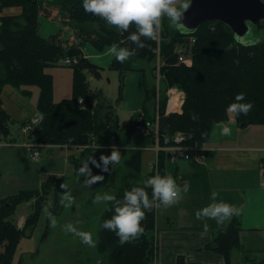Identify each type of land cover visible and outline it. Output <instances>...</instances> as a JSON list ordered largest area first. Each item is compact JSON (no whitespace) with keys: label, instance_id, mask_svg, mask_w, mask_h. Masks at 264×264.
<instances>
[{"label":"trees","instance_id":"1","mask_svg":"<svg viewBox=\"0 0 264 264\" xmlns=\"http://www.w3.org/2000/svg\"><path fill=\"white\" fill-rule=\"evenodd\" d=\"M43 4L54 6L59 13H67V24L75 30L73 40L68 43L66 29H59L49 38L43 39L39 34V17ZM5 6H20L21 12L17 16H3L0 18V138L8 135V123L11 118L2 108L1 92L4 86L10 85L22 95L31 93L32 87L39 90L36 110L42 119L30 136L31 141L40 145H58L92 143L95 145L126 144L131 135H125V130L119 127L116 106L107 102L101 90L93 91L87 82V73L100 77L102 68L84 56L82 46L92 43L100 51L113 43L135 49L133 59L155 57L152 50L156 47L155 38L149 39L143 35L140 41L145 46L139 47V42L131 41V32H138L133 22L129 29L120 30L117 26L109 25L100 16L85 12L83 0H0V9ZM211 24V25H210ZM173 25V24H172ZM62 27H65L62 25ZM169 37L170 43L163 40L160 54L165 59L161 67L163 82L177 85L184 92L181 113H165V97L161 99L158 119L159 146L169 147L173 144L176 133L186 136L184 145H202L209 138L215 123L226 118L225 109L235 99V95L244 92L245 101L253 102V108L247 115L234 113L239 126L249 124H264V38L251 43L242 44L234 38L231 30L219 21L202 23L192 33H180L172 26ZM101 32L102 34H98ZM186 39L193 40L190 51L191 65H176L178 53L173 51L175 44H183ZM98 40V43L96 42ZM67 57H76L77 62L71 64L73 69L72 94L68 99L54 103L52 100V78L45 72L49 65L59 63ZM111 67L119 70L122 81L128 68L121 66L116 58ZM121 90V88H120ZM82 99V103H78ZM155 108V86L147 87L144 82V97L141 110L143 118L152 120ZM142 113H138V117ZM196 115V119L192 116ZM136 117V118H138ZM135 119L132 121L134 128ZM127 128H129L127 126ZM126 129V127H124ZM128 130V129H126ZM109 148L90 147L83 150L78 157H72L78 183H84L85 176L78 174V169L87 161L90 155L99 160L101 153L109 155ZM127 158L124 161L129 172L124 176L117 197L122 198L124 191L133 186H143L152 198L151 187L145 186L142 176V152L124 151ZM159 174L165 173V153L159 151ZM93 174L107 177L111 174L113 165H109L108 172H102L91 164ZM63 177L50 176L37 190L21 191L14 197L0 198V248L4 242V250L0 249V264H12L17 245L24 230L18 229L9 220L15 206L23 201L34 199V208L24 220V229H33L41 212L47 205V197L52 191V202L56 205L52 212H60L59 194L63 191L60 180ZM159 201H156V205ZM111 209V210H110ZM155 209L146 210L141 221L144 233L137 239L121 244L119 237L111 230L102 228L105 219L114 214L113 202L105 211L100 222V240L97 248L108 254L110 264H155L156 241L153 236L155 230ZM49 218L42 234L43 240L48 233ZM240 225L235 219L224 228L219 229L213 240L205 246L206 249L220 253L225 258V264H257L248 255L242 262H233L231 253L239 249ZM264 262V260L262 261ZM176 264H185L182 256H178Z\"/></svg>","mask_w":264,"mask_h":264},{"label":"rangeland","instance_id":"2","mask_svg":"<svg viewBox=\"0 0 264 264\" xmlns=\"http://www.w3.org/2000/svg\"><path fill=\"white\" fill-rule=\"evenodd\" d=\"M177 3L179 4V0H177ZM43 5L39 17L40 36L43 39H47L52 34L56 33L59 26H61V29H66L65 31L69 43L71 37L74 38L73 34H75V30L67 24V13H59L56 7L48 4ZM11 7H19L21 12L20 6H5L0 9V12ZM17 15L4 14L1 15L0 18L3 16ZM64 24L65 27H62ZM172 26L168 17L164 16L161 18V28L158 35L155 37L156 47L152 50L153 55L156 54L155 51L158 49L160 54V47H162L163 40H165L166 43H170L171 39L169 37L172 33ZM257 30L259 31L252 28L251 33L247 34L243 38V41L251 40L257 42L261 40V38L264 37V27ZM98 34L102 33L99 32ZM96 42L98 43V40H96ZM192 43L193 40L186 39L183 44L177 43L174 45L173 51L178 53L176 65L192 64V54L190 51ZM108 49L109 48H105L100 51L92 43H85L82 46L84 56L88 57L90 61L102 68L100 77L98 78L87 73V82L91 90H101L107 102L111 104H114L115 100L121 96L119 104L116 106V112L118 115L119 127L125 130V135H131L128 143L99 145L100 147L92 143L75 144L71 141L58 145L43 144L39 148V158L37 160H32L30 158L31 151L27 146L32 139H30L29 135L24 133L23 127L32 120L35 112L40 114L36 110V102L39 96L38 88L32 87L29 95H23L24 106H20L19 103L16 104L18 106H13L11 120L8 123L9 134L2 135L0 138V198H11L21 191H34L40 189L42 183L50 176H56L58 178L63 177L61 178L62 180H60V185L63 184L67 187H61L63 191L59 194L58 206L60 205L61 209L60 212L55 215L58 223L53 227L49 221L48 233L43 240H41V237L47 221V214L44 210L41 212L37 224H35V227L31 230L29 228L24 229L23 224L26 216L30 214L32 208H34V199L32 198V200L20 202L15 206L13 215L8 219L11 220L18 229L24 230V237L21 238L17 245L12 264H110L107 258L108 254L106 252H100L97 248V244L100 240L101 218L112 202L93 203L94 197L97 193L106 191L117 194L122 185L124 176L129 172L128 167L124 164L127 158L124 151L135 152L139 150L142 152V176L147 178L159 172V151H164L165 158L171 155L166 152L165 149L158 150L156 153L157 144L159 146V138L155 140L135 129L137 123L148 128H153L157 116L160 115L159 105L161 99L166 96L165 102L167 106L169 91L171 89L182 91L177 85H168L166 81H164L162 85L163 74L161 72V67L164 65L165 59L161 54L159 60H157L155 55V57L149 56L145 59H133L131 64L128 63L129 58L123 62L116 59L121 66L128 68L124 73V79L121 85L119 70L111 67L114 56ZM179 56H183V60H180ZM45 72L52 78L53 102L56 103L63 99H68L72 94L73 85V69L71 64H63L62 60H60L59 63L47 66ZM144 82L148 88L155 86V108L152 120L144 119L141 110L144 97ZM22 112L27 113L28 117L25 118L26 121L24 123L19 124L20 127L18 129L17 123L19 121L17 120ZM181 112L182 111L175 113L180 114ZM138 113L142 114L138 117ZM225 116L226 118L224 120L214 124L208 139L211 138L219 126L231 123L239 125L235 119L234 112L229 111L228 108L225 109ZM134 119L135 124L133 128L131 127V123ZM230 119L233 122H231ZM127 126L129 128H127ZM124 127L128 130L124 129ZM112 146L120 150L121 158L118 163L113 164L114 169L111 174L104 177L103 181H97L91 186H87L85 183H78L75 169L70 159L72 157H78L83 150L90 147L109 148L111 154ZM197 146L201 148L202 145ZM191 156L192 154L189 153V158ZM145 186L151 187L149 185ZM65 191H70L74 197V202L71 207H66L61 203ZM53 196L54 193L51 191L47 197V206L51 207L50 210L52 212L56 207L52 202ZM76 221H79L77 224L78 228L93 234V239L96 241L94 247L83 243L80 237L75 236L73 233L65 232L63 225ZM4 243L0 248L1 251L4 250Z\"/></svg>","mask_w":264,"mask_h":264},{"label":"crops","instance_id":"3","mask_svg":"<svg viewBox=\"0 0 264 264\" xmlns=\"http://www.w3.org/2000/svg\"><path fill=\"white\" fill-rule=\"evenodd\" d=\"M19 13V7H11L1 11L0 16ZM23 99L10 85L3 87L2 107L10 118L13 106L25 105ZM26 117L24 112L18 116V129ZM227 125L231 134L223 135V126L217 127L197 155L184 159L169 153L165 158V173L181 185V197L171 205L156 206L155 264H176L178 256L185 264H225L223 255L205 246L219 229L235 219L240 225V247L231 253V260L242 262L248 255L257 264H264V176L260 166L264 159V124ZM216 201L236 205L240 214L234 213L223 223L196 216L198 210Z\"/></svg>","mask_w":264,"mask_h":264},{"label":"clouds","instance_id":"4","mask_svg":"<svg viewBox=\"0 0 264 264\" xmlns=\"http://www.w3.org/2000/svg\"><path fill=\"white\" fill-rule=\"evenodd\" d=\"M192 4V0H83V8L85 12H91L94 15L102 17L107 24L117 26L120 30H128L130 25L135 22L138 32H131L129 38L131 41L139 42V47L145 46L140 41L143 35L149 39H154L161 28V18L166 16L170 22L178 29L186 27L184 24V14ZM109 52L119 61L123 62L135 54V49L126 46H119L113 43L109 46ZM245 93L239 92L235 95V99L228 105V110L236 114L247 113L253 108V102L245 101ZM196 119V115L192 116ZM231 128L224 124L221 129L223 135L231 134ZM98 147H100L98 145ZM121 153L118 148L112 146L110 155L101 153L99 160L90 155L77 170L79 175H84V183L91 186L97 181H103L102 174H93L91 164L97 168H101L102 172H108L109 165L120 161ZM145 185L151 186L152 198L150 199L148 191L143 186H133L124 191L123 197L118 198L113 192L106 191L97 193L93 203L113 202L114 214L111 218L105 219L102 228L111 230L119 237V242L124 244L139 238L145 231L141 221L146 215V210H151L157 206L156 201L160 205L168 206L179 200L181 197V185L176 178L170 174L161 175L157 172L155 175L149 176L145 181ZM66 188V185H61ZM74 197L70 191H65L62 196L61 203L66 207H71ZM47 214L51 226L55 227L58 223L57 217L49 210L46 205L43 209ZM111 210V209H110ZM240 209L228 202L216 201L205 206L196 212V216L208 217L216 219L218 223H223L230 219L235 213L240 214ZM79 221L69 222L63 225L65 232L73 233L80 237L81 241L89 246L94 247L96 241L93 234L89 231L82 230L77 227ZM205 231L208 225H204Z\"/></svg>","mask_w":264,"mask_h":264},{"label":"water","instance_id":"5","mask_svg":"<svg viewBox=\"0 0 264 264\" xmlns=\"http://www.w3.org/2000/svg\"><path fill=\"white\" fill-rule=\"evenodd\" d=\"M207 21H219L226 25L236 41L242 44L255 43L243 38L264 27V0H192L184 14L185 28L176 30L180 33H192ZM264 38V37H262ZM261 38V39H262ZM33 131L29 132L31 135Z\"/></svg>","mask_w":264,"mask_h":264},{"label":"built area","instance_id":"6","mask_svg":"<svg viewBox=\"0 0 264 264\" xmlns=\"http://www.w3.org/2000/svg\"><path fill=\"white\" fill-rule=\"evenodd\" d=\"M155 53H156L157 60H159L160 59L159 49L157 51H155ZM179 58H180V60H183L184 57L179 56ZM76 62H77L76 57H72V58L67 57L66 59L62 60L63 64H73ZM158 63H159V61H158ZM168 95H169V99H168V103L166 106V114H168L170 112H180L181 111V105H182L183 99H184L183 92L180 90H177V89H171L169 91ZM78 103H82V99H78ZM156 104H157V102H156ZM158 118H159V116H157V118H156L157 120H156V122H154L153 128H148L146 126H142L140 123H137L135 125V129L138 130L140 133H143L147 136L152 137L155 140H158V138H159V129H158V124H157ZM40 121H41V115L40 114L35 115L32 118V120L29 123H26V125L23 127L24 133L28 134L30 131L34 130ZM184 141H186V136L184 134H181V133H176L173 137V144L167 148H160L157 144L156 153L158 152V150L165 149L166 152L171 153L172 155H175V156L179 155V156L183 157L184 159H188L189 153H191L192 155H197V153L201 150V148L197 145H193V146L184 145L183 144ZM27 146L31 151L30 152V158L32 160H37L40 156L39 148L41 147V145L38 143H34V142L30 141ZM260 166L262 168V174L264 176V159L261 160Z\"/></svg>","mask_w":264,"mask_h":264},{"label":"bare ground","instance_id":"7","mask_svg":"<svg viewBox=\"0 0 264 264\" xmlns=\"http://www.w3.org/2000/svg\"><path fill=\"white\" fill-rule=\"evenodd\" d=\"M175 99V98H174ZM173 102V101H172Z\"/></svg>","mask_w":264,"mask_h":264}]
</instances>
